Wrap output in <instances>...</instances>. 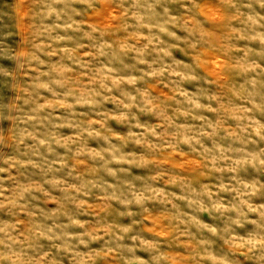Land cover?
<instances>
[{
	"label": "clouds",
	"instance_id": "obj_1",
	"mask_svg": "<svg viewBox=\"0 0 264 264\" xmlns=\"http://www.w3.org/2000/svg\"><path fill=\"white\" fill-rule=\"evenodd\" d=\"M0 264H264V0H0Z\"/></svg>",
	"mask_w": 264,
	"mask_h": 264
}]
</instances>
